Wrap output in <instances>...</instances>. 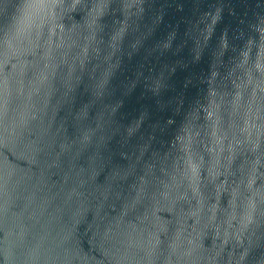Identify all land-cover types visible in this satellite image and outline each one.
Masks as SVG:
<instances>
[{"label": "water", "instance_id": "95a60500", "mask_svg": "<svg viewBox=\"0 0 264 264\" xmlns=\"http://www.w3.org/2000/svg\"><path fill=\"white\" fill-rule=\"evenodd\" d=\"M0 264H264V0H0Z\"/></svg>", "mask_w": 264, "mask_h": 264}]
</instances>
